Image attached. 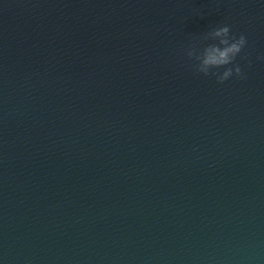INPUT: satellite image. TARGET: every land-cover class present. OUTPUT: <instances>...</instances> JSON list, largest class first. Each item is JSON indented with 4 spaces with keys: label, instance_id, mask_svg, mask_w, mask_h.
Wrapping results in <instances>:
<instances>
[{
    "label": "water",
    "instance_id": "1",
    "mask_svg": "<svg viewBox=\"0 0 264 264\" xmlns=\"http://www.w3.org/2000/svg\"><path fill=\"white\" fill-rule=\"evenodd\" d=\"M260 57L264 0H0V264H264Z\"/></svg>",
    "mask_w": 264,
    "mask_h": 264
},
{
    "label": "clouds",
    "instance_id": "2",
    "mask_svg": "<svg viewBox=\"0 0 264 264\" xmlns=\"http://www.w3.org/2000/svg\"><path fill=\"white\" fill-rule=\"evenodd\" d=\"M208 40L218 41V43L205 44ZM247 43L244 34L236 36L231 32L230 26L223 25L195 38L184 49V55L191 61L194 73L214 76L217 83L223 84L233 75L240 79L245 78L240 65L234 62ZM201 45L204 46L201 47ZM229 65L232 67H228ZM220 69L223 71L221 72Z\"/></svg>",
    "mask_w": 264,
    "mask_h": 264
}]
</instances>
